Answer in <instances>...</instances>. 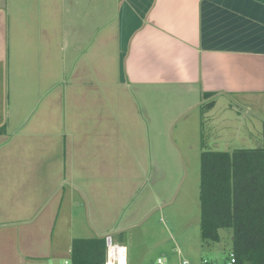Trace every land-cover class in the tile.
Returning <instances> with one entry per match:
<instances>
[{
	"label": "crops",
	"instance_id": "crops-1",
	"mask_svg": "<svg viewBox=\"0 0 264 264\" xmlns=\"http://www.w3.org/2000/svg\"><path fill=\"white\" fill-rule=\"evenodd\" d=\"M115 61L124 89L196 88L202 102L214 100L211 110L218 103L223 106L215 125L219 137L224 128L231 138L261 131L264 146V0H0V138L5 140L2 134L8 128L7 95L15 97L16 84L38 77L43 84L39 170L47 173L41 178L56 179L50 187L61 196L56 200L57 216L68 224L80 207L74 200V193L80 195L74 177L84 169L80 166L81 174L79 168L74 170L73 148L86 146L80 134L88 131L77 130L76 124L91 114L88 104L97 88L96 68L112 67ZM204 92L210 95L203 98ZM228 123L231 129L225 127ZM108 142H95L97 151H106V159L110 148L119 146ZM6 143H0V153ZM6 159L0 154V180L13 173ZM139 164L143 172V160ZM106 167L111 173L102 176H110L112 182H101L104 188L122 184L121 193L132 196L144 183L135 167L122 171L112 160ZM101 171L102 164L96 170L94 163L86 173L98 177ZM84 184L100 183L86 179ZM142 202L146 210L156 204L152 190L142 192Z\"/></svg>",
	"mask_w": 264,
	"mask_h": 264
},
{
	"label": "rangeland",
	"instance_id": "rangeland-1",
	"mask_svg": "<svg viewBox=\"0 0 264 264\" xmlns=\"http://www.w3.org/2000/svg\"><path fill=\"white\" fill-rule=\"evenodd\" d=\"M113 63L109 68H96L97 88L88 104L91 114L84 117L83 124L81 120L76 124L77 130L88 131L80 134L86 146L73 148L74 170L79 168L81 174L84 166L85 171L74 177L80 186V195L74 193V200L78 199L80 207L74 209L69 224L57 216L56 200L61 196L54 195L56 179L41 178L47 173L39 170V91L43 84L32 77L31 82L16 84L15 97L7 95L8 128L2 134L5 140L0 138L1 144L7 143L0 154L8 158L4 161L13 173L0 180V264H64L72 238L107 231L114 242L123 238L127 264H151L158 258L164 264H203V260L225 264L232 230H220L218 242H203L200 237V153L259 147L262 132L254 131V136L239 132L231 138L224 128L221 137L228 139H220L215 128L223 113L220 103L205 109L198 90L185 86L130 85L124 89L118 81L117 62ZM78 103L82 106L84 102L78 99ZM225 127L231 129L232 124ZM78 138L81 140L79 134ZM103 138L119 144L110 148V159L102 148L95 149L96 139ZM111 160L122 171L135 167L144 175L143 185L132 196L121 193L122 184L112 189L101 185L112 182L110 176H102L111 173L106 167ZM94 163L96 170L102 164L98 177L86 173ZM86 179L100 184L83 185ZM149 190L156 204L146 210L142 192L146 195Z\"/></svg>",
	"mask_w": 264,
	"mask_h": 264
},
{
	"label": "trees",
	"instance_id": "trees-1",
	"mask_svg": "<svg viewBox=\"0 0 264 264\" xmlns=\"http://www.w3.org/2000/svg\"><path fill=\"white\" fill-rule=\"evenodd\" d=\"M213 104L202 102L208 110ZM198 197L202 241L218 242L220 230L231 229L234 264H264V146L202 150ZM105 258L104 236L71 239L68 264H103Z\"/></svg>",
	"mask_w": 264,
	"mask_h": 264
},
{
	"label": "built area",
	"instance_id": "built-area-1",
	"mask_svg": "<svg viewBox=\"0 0 264 264\" xmlns=\"http://www.w3.org/2000/svg\"><path fill=\"white\" fill-rule=\"evenodd\" d=\"M105 245H106V258L103 264H126V247L122 244L114 242L111 235H105ZM209 261L203 260V264H209ZM235 254L232 249H230L228 256L226 258L225 264H234ZM69 261L65 260L64 264H68ZM151 264H164V259L158 258L155 262ZM182 264H186V261H182Z\"/></svg>",
	"mask_w": 264,
	"mask_h": 264
}]
</instances>
